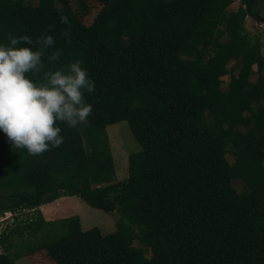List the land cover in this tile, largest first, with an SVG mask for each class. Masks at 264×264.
<instances>
[{
  "label": "trees",
  "instance_id": "trees-1",
  "mask_svg": "<svg viewBox=\"0 0 264 264\" xmlns=\"http://www.w3.org/2000/svg\"><path fill=\"white\" fill-rule=\"evenodd\" d=\"M98 1L85 24L68 0H0V44L28 35L35 51L53 35L63 55L47 69L82 60L96 87L88 121L60 124L64 142L42 156L0 132V214H32L1 233L0 264L22 255L12 238L27 232L36 240L26 252L46 249L58 264H264V53L246 26L247 14L264 22V0L236 10L234 0ZM123 120L140 149L115 181L106 126ZM64 195L118 212L116 230L83 229L78 214L46 219L40 206Z\"/></svg>",
  "mask_w": 264,
  "mask_h": 264
},
{
  "label": "clouds",
  "instance_id": "clouds-1",
  "mask_svg": "<svg viewBox=\"0 0 264 264\" xmlns=\"http://www.w3.org/2000/svg\"><path fill=\"white\" fill-rule=\"evenodd\" d=\"M61 23L69 25V18L61 16ZM64 35L70 42V32ZM7 40L0 44V132L14 149L42 156L64 142L60 124L76 128L93 114L85 93L96 91L95 81L79 59L47 69L45 60L59 64L63 55L53 35L37 37L35 51L28 35L8 34ZM22 42L29 47H21Z\"/></svg>",
  "mask_w": 264,
  "mask_h": 264
},
{
  "label": "rangeland",
  "instance_id": "rangeland-1",
  "mask_svg": "<svg viewBox=\"0 0 264 264\" xmlns=\"http://www.w3.org/2000/svg\"><path fill=\"white\" fill-rule=\"evenodd\" d=\"M52 0H19V4L26 2H32L34 4H45ZM56 4L62 5V0H53ZM74 8L79 12L85 24H90L96 14L105 5L98 0H68ZM84 1L82 6L81 2ZM242 4L241 0H234L229 6L230 9H238ZM260 13L264 16V3H261ZM246 26L251 34L259 36L261 41V49L264 53V22L258 18L253 17L251 14L246 15ZM234 62L230 60L228 66ZM237 70V68L235 69ZM254 77V76H252ZM222 89H226L229 80V74L221 77ZM244 124H237L233 136L231 135V141L235 134L243 133L245 129ZM108 134L109 149L112 155L113 167L115 171V181H121L125 179L129 174L128 156L129 154L138 151L140 145L132 135L127 121H119L117 123L106 126ZM225 157L229 163L233 161V155L230 153L225 154ZM234 186L240 192L243 190V185L240 180L234 181ZM43 215L46 219H58L61 217L78 214L81 217L83 229H89L94 226H98L104 234L111 233L116 230L117 223L120 219L118 212H106L104 209L94 207L86 202L83 198L77 195H64L52 202L44 203L40 206ZM31 211L24 210L14 217L13 213L5 212L0 214V236L3 231H7L9 226H14L20 218L27 217ZM36 238L33 236L15 234L12 238L14 246L11 248L12 254L16 253V250L23 247V253L16 258L13 264H58L48 256L46 249H38L34 253L26 252L28 244H34ZM135 245L146 249L147 256L151 257L155 254L153 248L149 245L143 244L141 241L136 240ZM0 251H3V247L0 243Z\"/></svg>",
  "mask_w": 264,
  "mask_h": 264
}]
</instances>
